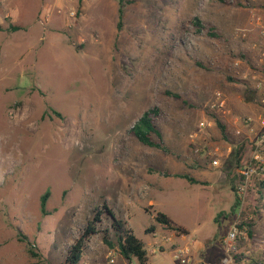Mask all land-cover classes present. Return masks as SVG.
<instances>
[{"label": "rangeland", "instance_id": "374dc122", "mask_svg": "<svg viewBox=\"0 0 264 264\" xmlns=\"http://www.w3.org/2000/svg\"><path fill=\"white\" fill-rule=\"evenodd\" d=\"M119 7V0H0V264H61L103 204L145 249L152 234L145 229L156 225V211L165 213L183 226L181 243L199 246L194 256L204 264L219 259L231 223L246 222L251 235L236 244L238 264H264V185L253 173L239 206L227 177L236 174V146L243 161L252 154L244 119L262 128L264 36L250 20L256 12L264 23V0H122L117 29ZM216 91L225 104L211 108ZM151 107L167 150L129 132ZM200 120L208 125L199 131ZM213 148L217 168L207 167ZM180 172L207 181L191 183ZM109 224L102 216L79 264L119 253L102 239ZM160 250L148 254L149 264H175ZM117 262L124 264L119 255Z\"/></svg>", "mask_w": 264, "mask_h": 264}, {"label": "trees", "instance_id": "16d2710c", "mask_svg": "<svg viewBox=\"0 0 264 264\" xmlns=\"http://www.w3.org/2000/svg\"><path fill=\"white\" fill-rule=\"evenodd\" d=\"M83 0H78L79 5ZM122 0H119L120 7L118 8V15L119 21L117 23V29L121 28V16H122V8H121ZM199 19H196V24L199 23ZM21 29L19 25H9V30L16 31ZM0 30H3V27L0 25ZM215 35V33H212ZM166 94H170L176 98H180L178 93L166 91ZM158 115L157 107H151L147 110L143 111L142 114L135 120L132 126L129 128V132L136 138V140L148 147L159 148L163 150H167L163 143V137L161 131L156 125L155 118ZM215 123L218 126L220 133L224 139H227V131L225 125L214 116ZM254 148V145H251ZM243 145L240 143L238 146L235 147L233 158L235 162V171L236 174L231 175V172H228L227 177L230 183V188L232 191H235L234 183L237 178V182L244 179L246 175L247 169L244 168L245 164L249 163L248 161H243V153H242ZM253 150V149H252ZM260 179V184L263 186L264 182L260 174H258L257 170L255 172ZM252 173V174H253ZM251 174V175H252ZM175 176L186 178L191 183H200V181L188 173H176ZM250 175V176H251ZM49 191H45L39 199L40 203V210L42 214H47L45 209L46 200L48 198ZM102 216H106L110 220V224L108 227L103 228L100 230L103 234L102 239L103 241L109 246L114 247L117 246L119 253L128 260L134 259L135 264H149L148 263V255L145 249L144 243L141 239H139L132 231V229L127 226V223L117 218L113 211L106 205L103 204L100 209H96L94 212L93 217L86 223L84 226L80 236L75 240L73 244H71L66 252L64 260L61 264H79L81 254L84 248L85 242L91 237V235L96 234L99 232L97 227V223L102 221ZM154 220L157 223H160L167 228L175 229L178 231H185L182 227L175 225L172 220L163 212L156 211L154 214ZM155 228L154 225L146 228L147 232L153 231ZM111 231L115 234V241L110 239ZM248 234L251 235V231H248ZM35 255V253L32 252Z\"/></svg>", "mask_w": 264, "mask_h": 264}, {"label": "built area", "instance_id": "2783aa9c", "mask_svg": "<svg viewBox=\"0 0 264 264\" xmlns=\"http://www.w3.org/2000/svg\"><path fill=\"white\" fill-rule=\"evenodd\" d=\"M45 20V19H44ZM259 18L254 19V23L257 25L259 23ZM41 22V20H40ZM253 22V20H252ZM261 32L264 33V23L259 24ZM247 29H243V35L246 33ZM234 66L240 64L239 61H234ZM225 104V99L220 91L214 92L210 107H223ZM252 122L251 117L244 119V126H246V131L248 133H254L252 154L246 163L244 168L247 169L244 179L239 181L235 186V194L239 199V206L243 205L247 185L250 175L257 170L258 174L261 175L264 182V118L261 119L260 124L262 128L255 132L253 126H250ZM208 122L205 120H200L197 124L199 131L206 127ZM241 130H237L236 133H240ZM197 134L190 135L192 138L191 144L193 145V151L197 153L200 151V147L196 146L194 139ZM206 156L209 158L208 166L216 168L220 165V159L218 154V148L207 149ZM162 225V224H161ZM164 226V225H163ZM167 229V227L165 226ZM165 233L161 230H153L151 233L152 242L150 247L147 248L148 254H154L157 251H161V247L169 249L175 264H203L201 260H195L192 255V242L188 241L185 243L176 242L177 239H184L185 235L183 233L178 234L175 229L166 230ZM249 228L246 222L235 221L231 223L226 231L225 236L221 239L223 244L222 254L216 264H238L243 258L237 254L236 244L245 238H247ZM104 264H115L116 263V252H110ZM125 264H135V261L125 259Z\"/></svg>", "mask_w": 264, "mask_h": 264}, {"label": "crops", "instance_id": "0c3cea01", "mask_svg": "<svg viewBox=\"0 0 264 264\" xmlns=\"http://www.w3.org/2000/svg\"><path fill=\"white\" fill-rule=\"evenodd\" d=\"M59 2H60V0H58ZM255 18H259L260 20H259V23L256 25L255 23H254V19ZM252 20H253V22H252ZM250 22H252V25H253V27H256V28H259V24H263L262 23V17H261V14H259V13H256V12H254L253 14H252V19L250 20ZM252 28V27H251ZM251 28H248L247 29V32L243 35V33H242V37H246V36H248L249 35V32H250V30H251ZM260 34H262V36H264V33H262L261 31H260ZM252 45H256L255 43H252ZM246 76V78H248L247 80H250V82L252 81V80H257L256 79V77H257V75H248V74H246L245 75ZM252 79V80H251ZM259 82H257L256 81V84H258ZM256 84L254 83V84H252L254 87L256 86ZM228 104H229V106H231V109L234 111V112H236L237 113V111L238 110H240V109H237L234 105H233V102L232 101H228ZM236 133V132H235ZM236 134H238V133H236ZM207 167H209V166H207ZM213 168V167H212ZM217 168V167H216ZM180 173H183V172H180ZM196 174H197V176H195V174L193 175L192 174V176H194V178H196V179H198V180H206L207 181V179L205 178V177H203V175H201V174H199V172H196ZM151 203V202H150ZM126 222V221H125ZM173 222V221H172ZM127 223V222H126ZM175 225H178V224H176L175 222H173ZM127 226H129L128 225V223H127ZM155 226V228H154V230H160V229H162L163 227H165V226H163V225H161L160 223H156V225H154ZM178 226H180V225H178ZM130 227V226H129ZM183 227V226H182ZM131 228V227H130ZM168 230H171L170 228H167ZM148 238H149V240H146V243L150 246V244H151V242H150V240H151V234H148ZM140 239V238H139ZM142 240V239H141ZM143 241V240H142ZM145 241H143V243H144ZM176 242H178V243H180L181 244V242H180V240L179 239H177L176 240ZM145 245V244H144ZM194 247H192V255H193V257H194V259L195 260H201L202 262H203V260L201 259V258H196L195 256H194V252L195 251H198V245L196 244V243H194V245H193ZM147 250V249H146ZM215 251H221L219 248H215ZM222 251H223V249H222ZM118 255L121 257V261L123 260L124 261V264H125V258L120 254V253H116V263H118L117 261H118ZM147 255H148V253H147ZM221 256V255H220ZM220 258V257H219ZM219 260V259H218ZM217 260V261H218ZM217 261L214 263V264H216L217 263ZM241 262H243V259L239 262V263H241ZM149 263V262H148ZM85 264H87V263H85ZM204 264V263H203ZM206 264V263H205ZM207 264H213V263H211V262H208Z\"/></svg>", "mask_w": 264, "mask_h": 264}]
</instances>
